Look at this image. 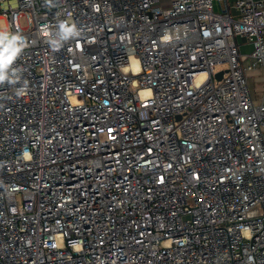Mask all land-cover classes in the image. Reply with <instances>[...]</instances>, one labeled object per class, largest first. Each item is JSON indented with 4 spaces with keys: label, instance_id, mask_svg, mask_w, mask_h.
<instances>
[{
    "label": "built area",
    "instance_id": "built-area-1",
    "mask_svg": "<svg viewBox=\"0 0 264 264\" xmlns=\"http://www.w3.org/2000/svg\"><path fill=\"white\" fill-rule=\"evenodd\" d=\"M0 17L29 44L0 85V264H264L261 0H0ZM60 20L81 34L53 50Z\"/></svg>",
    "mask_w": 264,
    "mask_h": 264
},
{
    "label": "clouds",
    "instance_id": "clouds-1",
    "mask_svg": "<svg viewBox=\"0 0 264 264\" xmlns=\"http://www.w3.org/2000/svg\"><path fill=\"white\" fill-rule=\"evenodd\" d=\"M51 3V0H47ZM80 30L75 23L60 20L55 31L46 33L48 43L53 50L80 36ZM29 46L27 38L19 31H0V85H15L21 78V70L15 66L23 51ZM28 91L27 83L16 89V95L23 96Z\"/></svg>",
    "mask_w": 264,
    "mask_h": 264
},
{
    "label": "crops",
    "instance_id": "crops-1",
    "mask_svg": "<svg viewBox=\"0 0 264 264\" xmlns=\"http://www.w3.org/2000/svg\"><path fill=\"white\" fill-rule=\"evenodd\" d=\"M228 4H231L234 0H226ZM264 8V0H261ZM159 4L162 6H168L169 0H159ZM215 10H219V6H214ZM230 13L236 16V11L230 8ZM237 42L239 45V50L242 53L250 52L252 46L243 37H237ZM247 84L250 90V94L253 99L260 101L264 98V75L260 67L253 68L249 70L246 74Z\"/></svg>",
    "mask_w": 264,
    "mask_h": 264
},
{
    "label": "rangeland",
    "instance_id": "rangeland-1",
    "mask_svg": "<svg viewBox=\"0 0 264 264\" xmlns=\"http://www.w3.org/2000/svg\"><path fill=\"white\" fill-rule=\"evenodd\" d=\"M6 27H7L6 20L3 17H0V31L5 30ZM225 67H226V65L223 64L221 66H217L216 69L225 68Z\"/></svg>",
    "mask_w": 264,
    "mask_h": 264
},
{
    "label": "water",
    "instance_id": "water-1",
    "mask_svg": "<svg viewBox=\"0 0 264 264\" xmlns=\"http://www.w3.org/2000/svg\"><path fill=\"white\" fill-rule=\"evenodd\" d=\"M222 73H223L222 71H218V72H216L215 75H214L215 78H216L217 80H219V79L221 78V76H222Z\"/></svg>",
    "mask_w": 264,
    "mask_h": 264
}]
</instances>
